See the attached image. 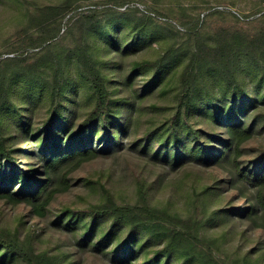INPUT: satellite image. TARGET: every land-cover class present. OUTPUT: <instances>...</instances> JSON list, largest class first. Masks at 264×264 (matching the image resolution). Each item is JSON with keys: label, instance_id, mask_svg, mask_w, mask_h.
<instances>
[{"label": "trees", "instance_id": "trees-1", "mask_svg": "<svg viewBox=\"0 0 264 264\" xmlns=\"http://www.w3.org/2000/svg\"><path fill=\"white\" fill-rule=\"evenodd\" d=\"M78 1L62 0L38 6L37 16L30 19L31 24L37 26V31H24L29 34L26 37L30 45L41 48L42 52H49L59 46L60 42L56 39L60 36L63 19ZM106 2L111 0L93 3L91 6L95 7L79 14L74 26L63 34L61 40L71 35L75 28L79 29L75 48L64 50L60 56L44 62L56 72L49 92L52 110L45 122L49 128L63 117L64 85L60 74L66 67H75L86 80L89 90L93 91V106L75 133L71 134L65 128L54 138L39 137V150L27 154L29 159L37 160L42 165L43 173L47 176L44 181L37 183L38 188L34 189L36 185L32 186L28 178L21 177L22 182L25 181L24 186L20 194H15L14 191L10 192L6 179L0 178V181H6L0 185V199L14 202L24 199L35 203L44 196L46 206L52 196L49 194L50 189L57 180H61L65 188L70 186L66 170L76 165L73 163L82 164L123 149V138L129 132L130 116H117L121 101L112 98L107 75L110 71L118 76L121 67L115 58L105 63L101 57H111L113 46L117 50L116 54L123 57L133 46L143 44V37L151 41L155 19L151 15L138 16L136 11H133L134 17L129 15L130 11L124 13L128 20L133 17L128 29L136 38L125 46L119 45V29L117 25L111 27L112 18L117 13L106 10L109 16V20H106L101 18L104 10L97 8ZM59 17L62 18L60 21L54 20ZM198 30L194 27L187 31L185 35L188 43L181 47H174L156 59L143 57L130 64L124 84L131 83L139 74L150 73L152 76L146 83V92H153L163 87L164 78L182 55L186 54L188 59L179 75L178 93L174 95L177 111L159 131L147 133L142 146L143 153L148 155L153 165H162L168 172L190 166L223 171L227 177L223 181L215 180L213 186H208L202 177L191 179V184H181L190 190L191 206L195 209L197 205H208L237 189L240 195L234 200L245 198L248 205L238 216L258 225L259 221L264 223V145L253 149L252 167L245 166L241 158L245 154V144L254 138L256 132L264 130V30L256 36L233 37L224 42ZM121 46L124 47L118 49ZM21 59L26 60L25 57ZM11 105L10 93L5 85H1L0 157L11 166V181L14 182L21 174V167L6 147L1 119L2 110ZM127 107L130 111V106ZM195 115L203 121L206 129H196L190 125ZM158 132L161 135H157ZM153 140H157V146L151 143ZM101 141L99 146L98 142ZM138 144L136 142L133 146ZM166 176V173L159 174L152 183L141 178L136 186V199L132 203H118L115 196L108 193L106 203L81 211L65 210L58 216L57 222H64L66 230L79 233V244L91 246L92 251L110 258L113 264H138L141 260L142 264H261L264 261V256H258L255 261H249V256H239L234 262L228 263L217 257L219 247L214 243L216 240L203 233L207 223L213 220L212 217L206 219L203 215L201 219L194 215L191 219H185L168 207H156L151 200V191L157 184H163ZM172 185L178 189L177 184ZM28 186L32 189L27 190ZM247 192H250V197ZM45 206L39 205V208L43 211ZM41 209L37 212L41 213ZM219 212L213 213L215 220L227 225L231 223L229 220L235 215L233 212L227 213L229 217ZM156 244L161 247L149 253L148 249ZM23 255L36 264H52V260L44 256L31 260L28 249L19 239L0 234V264L12 262Z\"/></svg>", "mask_w": 264, "mask_h": 264}, {"label": "rangeland", "instance_id": "rangeland-1", "mask_svg": "<svg viewBox=\"0 0 264 264\" xmlns=\"http://www.w3.org/2000/svg\"><path fill=\"white\" fill-rule=\"evenodd\" d=\"M60 1L62 0H0V86L5 85L13 102V105L2 110L1 119L6 147L21 167V174L12 182V168L6 159L0 157V178L6 179L10 192L14 191L15 194L22 191L25 182H22V178H28L32 186L36 185L34 189L38 188L37 183L47 178L42 165L27 157V154L39 150L38 138H54L65 128L71 134L75 133L94 103L93 91L89 90L86 80L75 67L68 66L60 74L64 85L63 117L52 128L45 124L52 110L49 92L56 72L44 62L60 56L64 50L76 47L74 43L79 37V29L75 28L71 35L61 40L63 34L74 26L79 14L94 8L91 5L101 0L76 2L63 19L60 36L56 39L60 42L59 46L49 52H42L41 48L30 45L26 37L29 34L24 31H37V26L32 25L30 19L37 16L40 9L38 6ZM97 8L104 10L101 18L106 20H109L106 10L117 13L112 18L111 27L117 25V43L124 46L136 38L128 29L131 24L129 21L134 17L133 11L138 12V16L151 15L155 19L151 41L143 37L141 40L144 43L133 46L123 57L116 54L117 50L113 46L111 57H101L105 63L115 58L121 67V74L118 76L110 71L107 75L112 98L121 101L117 116H130L129 132L123 138V149L82 164L73 163L76 165L66 170L70 186L65 188L61 185V180H57L50 189L49 194L52 196L46 206L44 196L35 203L24 199L19 202L0 199V234L19 239L28 249L31 260L44 256L51 259L52 264H113L110 258L92 251L91 246L79 244V233L77 235L66 230L64 222H57L58 216L68 209L81 211L102 205L108 201V193L114 195L118 203H132L136 199V186L141 178L152 183L159 174L166 173L165 182L157 184L151 191V200L156 207H168L185 219H191L194 215L201 219L203 215L206 219L212 217L213 220L207 223L203 233L216 240L214 243L219 247L217 257L228 263L234 262L239 256H249V261L264 256V223L259 221L258 225H254L238 216L248 206L245 198L234 200V197L240 195L239 190H232L225 197L208 205H197L194 209L189 201L190 190L181 185L191 184V179L202 177L208 186H213L215 180L223 181L227 177L223 171L190 166L168 172L162 165H153L148 155L143 153L142 146L147 133L159 131L177 111L174 95L178 93L179 75L188 60L186 54L182 55L164 78L166 81L161 85L163 87L153 92H146V83L152 76L150 73L139 74L131 83L124 84L131 62L143 57L156 59L174 47H181L188 43L185 34L194 27L219 39V42L232 40L233 37L258 35L264 30V0H111ZM128 11L133 16L130 20L123 15ZM60 19L62 18L54 20ZM36 37L35 35L34 38ZM142 45L145 47H140ZM8 57L12 60L7 59ZM23 57L26 60L21 59ZM127 106H130V111ZM190 125L196 129H206L197 115L192 117ZM157 135L161 134L158 132ZM157 138L158 136L155 139ZM136 142L140 144L134 147ZM151 143L158 145L157 140ZM101 144L102 141L98 142L99 146ZM213 145L220 148L215 143ZM260 145H264V130L256 132L254 138L245 144V154L241 158L245 166H253V149ZM4 180L0 181V185L6 182ZM172 183L177 184L178 189ZM226 186L227 184L223 186L224 190ZM31 189V186L27 187V190ZM247 196L250 197V192H247ZM39 205L46 208L42 211ZM38 209H41L42 214L37 212ZM217 210L220 215L227 217V213L233 212L235 215L231 216V223L227 225L215 220L213 213ZM159 247L161 246L158 244L153 245L148 251L153 253ZM203 247L206 249L205 245ZM5 264L36 263L23 255ZM138 264H142V260Z\"/></svg>", "mask_w": 264, "mask_h": 264}]
</instances>
